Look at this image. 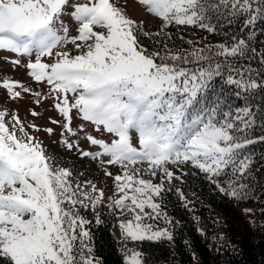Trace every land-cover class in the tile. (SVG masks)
Segmentation results:
<instances>
[{
	"label": "snow or ice",
	"instance_id": "snow-or-ice-1",
	"mask_svg": "<svg viewBox=\"0 0 264 264\" xmlns=\"http://www.w3.org/2000/svg\"><path fill=\"white\" fill-rule=\"evenodd\" d=\"M255 2L138 0L147 13L162 22L161 32L155 35L171 24L197 25L212 32L213 27L204 23L207 13L222 9L228 16H246L245 24L250 25L257 14H264V7H254ZM66 14L77 25L78 35L69 36L63 20ZM141 33L142 24L124 16L110 0H0V51L18 57L35 56L24 66L30 77L47 82L57 94L55 108L65 121L61 135H77L70 127L73 110L96 132L110 134V143H106L85 133V139L99 147L95 153L81 151L75 142L61 143L69 151L75 147L82 157H107V163L120 165L123 175L113 177L119 195L108 207L131 214V219L119 225L125 241L162 236L171 239L166 230L152 231L151 225L143 223L144 217L156 219L162 215L154 197L163 191L164 177L171 183L173 172L167 165L190 162L214 182L228 169L232 177L243 179L250 161L241 158L239 150L254 142L233 134L243 131L234 120L247 126V108L237 109L235 117L224 112L218 120L219 104L209 105L203 95L213 76L220 74L221 65L214 62V57L243 55L244 40L230 47L219 45L215 51L173 52L165 46L161 52L144 48L139 40ZM68 44L74 46L75 54L59 50ZM42 57L55 59L42 62ZM204 61L207 66H203ZM11 62L20 64L19 59ZM227 82L244 91L257 87L255 81L234 80L231 76ZM0 88L6 89L12 99L21 96L18 88L31 92L8 79L0 83ZM68 93L74 94L71 101ZM8 115L0 111V264H95L87 243L88 221L79 213L89 206L95 210L103 192L91 181L86 185L91 192L99 193L95 197L84 186L73 187L68 179L71 172L59 167L42 142L25 132L23 126L18 129L22 137L17 135L15 125L20 121L15 114H11L14 124L10 129ZM31 115L39 113L33 111ZM29 127L40 131L35 125ZM79 130L84 131L83 124ZM44 131L53 133L52 128ZM133 134L138 147L133 144ZM138 164L147 168H129ZM157 171L160 184L140 178L142 174L155 177ZM105 174L112 176L110 172ZM217 187L226 192L219 183ZM229 188L226 194L238 197L233 183ZM140 255L135 250L126 251L125 264H141Z\"/></svg>",
	"mask_w": 264,
	"mask_h": 264
},
{
	"label": "trees",
	"instance_id": "trees-1",
	"mask_svg": "<svg viewBox=\"0 0 264 264\" xmlns=\"http://www.w3.org/2000/svg\"><path fill=\"white\" fill-rule=\"evenodd\" d=\"M253 6L264 7V3L256 0ZM245 20L246 16H228L223 9L213 10L204 21L213 27L212 32L197 25L171 24L160 35L155 34L161 28L149 35L143 31L139 35L144 48L161 52L166 50L165 46L173 52L215 51L219 45L230 47L244 40L243 55L214 57V62L221 65L220 74L213 76L203 95L209 105L219 104L218 120L224 112L235 117L237 109L247 108V126L234 120L243 131L233 134L254 142L239 150L240 157L250 161L243 179L232 177L228 169L214 182L188 162L181 165V172L173 176L171 183L166 182L155 199L162 215L153 222L166 227L171 239H129L119 245L110 221L91 219L85 225L90 234L87 243L99 264H125V252L129 250L141 254L142 264H264V14H257L255 23L250 25ZM202 64L207 66L208 62ZM229 76L255 81L257 87L244 91L229 84ZM217 183L226 192L233 183L238 197L221 192Z\"/></svg>",
	"mask_w": 264,
	"mask_h": 264
},
{
	"label": "rangeland",
	"instance_id": "rangeland-1",
	"mask_svg": "<svg viewBox=\"0 0 264 264\" xmlns=\"http://www.w3.org/2000/svg\"><path fill=\"white\" fill-rule=\"evenodd\" d=\"M116 8H118L124 16L136 22L137 25L142 24V31L144 33L152 34L162 27V22L147 13L145 7L138 3V0H110ZM69 11H71L69 9ZM64 23L69 28V36L78 35L77 25L72 21L70 16L67 14L63 17ZM78 43H80L78 41ZM59 50L69 51L75 54L74 46L71 44L64 45ZM55 51V50H54ZM19 59L20 64H12L11 61ZM35 56L32 57H18L15 53L0 51V83L4 79L9 81H17L24 87L31 89V92L25 93L21 89H16L21 91V96L12 99L6 89L0 88V111H5L9 113L6 120L10 123L9 128L13 127L14 122H11V114H15L20 125H15V130H17V135L22 137V133L18 129L23 126L25 132L29 135L35 137L37 140L42 142V147L46 150L47 154L53 156L58 166L61 168L68 169L71 172V176L68 178L72 182V186L75 187L76 184L85 187L86 191L90 192V195L95 197L98 192H91L90 185H86V182L91 181L92 184L96 186L99 191L103 192V198L100 203L96 206L95 210L88 207L87 210L80 209V215L85 218L88 222L91 219L97 221H110L112 223V233L119 245L124 241L121 235V229L119 227L121 221L131 219V214L121 213L119 209L108 207L116 198H118V193L116 191L115 183L113 177L115 175H123V170L120 165H112L107 163V157H101L99 159H92L91 157H82L80 151H77L74 147L69 151L62 143V140H68L70 142H75L78 144L79 149L84 152L95 153L100 151L98 146L91 145L85 139V133L92 135L97 139H103L106 143H110V134L99 133L94 130V126L90 122L82 121L75 110L70 113L72 115V123L70 127L77 132L76 136H70L66 132L62 136L61 133L64 129L61 124L65 121L60 113L56 110L55 105L57 101V94L52 91V86L47 84V82H37L28 73V69L24 66L29 60L34 61ZM55 57H42V62H52ZM33 93H39V96ZM72 96H68L69 100H72ZM63 99V95L60 97ZM37 101H39L37 103ZM35 111L39 113L37 116H32L31 113ZM57 120L60 123L53 124L51 121ZM84 125V131L81 132L80 125ZM29 125H35L40 131H35L30 128ZM46 128H52L53 133L49 135L44 131ZM133 144L138 145V140L133 134ZM104 160V163H101ZM133 167L139 168L141 170L146 169V164H138L136 166H129L130 169ZM169 171L173 172V176L178 175L181 172V165H167ZM110 172L112 176H108L105 173ZM145 180H151L154 184L161 183V174L157 171L155 177L150 174H142L141 177ZM164 179V186L168 181L166 177ZM82 198V197H81ZM157 197H154V201ZM128 203V202H126ZM138 211V210H137ZM146 212L151 213L150 209H146ZM155 216V213H151ZM155 219H149L144 217L143 223L151 225L152 231L167 230L166 227H159L153 221ZM131 240V239H130ZM141 259V258H140ZM95 264H99L97 260H94ZM125 262V257H124ZM142 264V262H141Z\"/></svg>",
	"mask_w": 264,
	"mask_h": 264
}]
</instances>
